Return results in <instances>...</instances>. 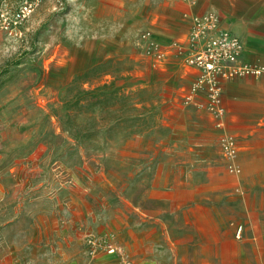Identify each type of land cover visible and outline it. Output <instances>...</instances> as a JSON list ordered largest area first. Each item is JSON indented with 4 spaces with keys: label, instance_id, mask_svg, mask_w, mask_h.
Segmentation results:
<instances>
[{
    "label": "rangeland",
    "instance_id": "obj_1",
    "mask_svg": "<svg viewBox=\"0 0 264 264\" xmlns=\"http://www.w3.org/2000/svg\"><path fill=\"white\" fill-rule=\"evenodd\" d=\"M22 1L0 0V264H171L166 234L181 235L177 220L165 213L163 226L140 212L164 209L161 190L174 185L158 98L172 88L155 80L140 38L158 0H33L15 23ZM99 64L90 85L114 77L134 90L140 120L79 141L85 116L74 120L63 98ZM126 102L89 115L107 128ZM135 241L137 254L125 247Z\"/></svg>",
    "mask_w": 264,
    "mask_h": 264
},
{
    "label": "crops",
    "instance_id": "obj_2",
    "mask_svg": "<svg viewBox=\"0 0 264 264\" xmlns=\"http://www.w3.org/2000/svg\"><path fill=\"white\" fill-rule=\"evenodd\" d=\"M209 9L241 39V59L264 66V0H158L149 10L148 30L166 49L163 59L149 56V62L155 80L172 88L158 98L165 104L166 165L174 185L161 190L164 209L140 212L163 226L165 213L177 220L181 235L166 234L171 264L179 253L185 264H264V71L223 83L225 114L217 119L201 106L204 94L184 100L198 70L169 47L173 41L186 45L191 16ZM224 134L235 138L239 174L227 170L219 144ZM137 243L125 247L137 254Z\"/></svg>",
    "mask_w": 264,
    "mask_h": 264
},
{
    "label": "built area",
    "instance_id": "obj_3",
    "mask_svg": "<svg viewBox=\"0 0 264 264\" xmlns=\"http://www.w3.org/2000/svg\"><path fill=\"white\" fill-rule=\"evenodd\" d=\"M34 9L33 0H23L14 11L15 23L27 17ZM4 14L1 13L0 17ZM12 23L9 20V23ZM141 41L146 42V52L161 60L166 55V49L152 36L150 30L141 34ZM184 62L198 70L184 96L186 102H193L199 94H204L205 102L201 104L213 117H224L222 104L223 83L235 77L246 75L258 76L263 73L264 66L258 62H248L241 59L243 44L239 36L220 25L217 12L209 9L201 14L191 16V25L187 44L177 41L169 44ZM220 125V123L218 122ZM223 156L227 159V170L232 174L240 173L236 163L237 147L235 138L224 134L219 139ZM241 228L237 229L239 234ZM108 253L117 252V247L107 244ZM130 264V263H128Z\"/></svg>",
    "mask_w": 264,
    "mask_h": 264
},
{
    "label": "trees",
    "instance_id": "obj_4",
    "mask_svg": "<svg viewBox=\"0 0 264 264\" xmlns=\"http://www.w3.org/2000/svg\"><path fill=\"white\" fill-rule=\"evenodd\" d=\"M102 68H104V64L95 65L75 78L63 98L64 108L74 120L79 116H85L81 122L76 123L75 135L79 141L91 138L104 129L105 132H108L112 128H118L123 122L133 127L136 121L140 120V114L136 113V102L131 101L134 90L126 85H114V77L110 80H96L94 85H90L93 82L94 74L98 73V71L100 72ZM85 83L89 85L84 87L83 84ZM112 98H115L117 101L120 99L127 100L128 113L125 115L121 113L116 114L109 126L104 128L101 121L95 122L89 114L96 109H98L99 113H103L106 103Z\"/></svg>",
    "mask_w": 264,
    "mask_h": 264
}]
</instances>
